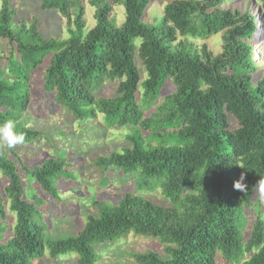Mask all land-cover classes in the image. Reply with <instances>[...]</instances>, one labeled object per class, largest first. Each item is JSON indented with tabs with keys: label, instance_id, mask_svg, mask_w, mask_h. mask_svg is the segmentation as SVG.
Masks as SVG:
<instances>
[{
	"label": "trees",
	"instance_id": "1",
	"mask_svg": "<svg viewBox=\"0 0 264 264\" xmlns=\"http://www.w3.org/2000/svg\"><path fill=\"white\" fill-rule=\"evenodd\" d=\"M236 1L172 0L158 24L147 25L142 20L150 0H90L95 26L88 29L82 0H36L43 12L66 20L67 38L56 39L44 37L37 20L21 19L10 0H1L0 39L10 52L6 65L0 62V123L16 122L25 136L16 146L42 142L48 150L40 166L21 167L25 186L8 148L0 145V174L7 181L0 191V264L70 257L94 264L97 253L130 233L165 246L162 256L133 254L134 264H218V258L225 264H264L260 214L247 240L243 236L244 208L264 177V76L256 75L251 54L256 17L247 9L224 8ZM250 1L259 3L264 25V0ZM114 7L124 10L121 25L112 17ZM218 34L219 55L193 42ZM35 73L48 116L63 112L79 126L101 116L106 128H129L127 146L108 158L95 157L94 165L104 173L116 168L134 175L140 187H160L170 207L124 195L117 205L95 202L96 211L74 234L46 236L39 210L43 196L59 201L58 181L79 179L82 160L70 163L53 134L26 126ZM168 81L175 90L160 102ZM105 84L114 86L108 96L100 94ZM242 172L245 192L233 186ZM8 214L15 220L12 229Z\"/></svg>",
	"mask_w": 264,
	"mask_h": 264
},
{
	"label": "rangeland",
	"instance_id": "2",
	"mask_svg": "<svg viewBox=\"0 0 264 264\" xmlns=\"http://www.w3.org/2000/svg\"><path fill=\"white\" fill-rule=\"evenodd\" d=\"M90 0H82L85 6V20L88 29L95 26L94 13L95 10L89 5ZM172 0H150V6L146 10L143 17V22L147 25H157L162 15L163 8ZM253 1V0H252ZM12 8L16 9L21 19L28 21L37 20L38 26L42 34L46 38L63 39L67 38L66 26L67 22L62 19L56 12H43L36 0H10ZM250 3V4H249ZM1 5V0H0ZM225 9L238 10L243 13L245 9L249 10L256 18V27L258 29V39L251 42L252 58L256 64V75L260 78L264 76V25L261 19L259 3H251L250 0H237L224 5ZM112 17L116 19L117 25L124 22V10L121 7H114L112 10ZM198 46L206 45L208 50L214 55H219L222 52L223 41L222 35H212L203 40L193 41ZM10 47L7 43L0 39V62L6 65L5 58L9 56ZM135 64L139 73L143 78L146 73L142 61L138 55L135 56ZM47 65V62L45 63ZM41 77L39 74H34L32 77L31 91L32 96L30 105L26 113V126L28 128L43 131L45 133L53 134L56 146L60 149H65L70 163L73 162L74 157H81V166L77 180L60 179L58 181L62 188L61 199L51 200L44 197L45 204L39 207L41 216L44 219L46 228L44 234L51 238H60L67 235H72L79 229L83 228L87 217L94 214L95 202H111L113 205L121 200L124 195L139 196L147 199L156 205L170 207L169 202L161 197L162 189L160 187H140L136 181V176H124L122 172L116 168L107 170L104 173L103 168L98 169L94 165L93 160L96 157L108 158L111 153H119L123 147L127 146L128 140L126 135L130 133L129 128L110 129L106 128L101 116L92 121L85 122L81 126L73 121L65 113H51L49 116L44 113V106L46 101L42 98ZM113 85L105 84L100 94L108 96L113 89ZM175 90L170 81L167 82L163 88V93L160 98L162 102L165 95L172 93ZM52 104L49 106V109ZM103 125V126H102ZM230 130L234 131L237 126L232 120H229ZM65 132L66 135L58 134ZM14 153L9 149H5L8 158L14 162L18 173L23 179V184L27 186L26 178L21 170L22 166L34 168L40 166L44 162L46 149L45 143L38 142L34 145H25V147H14ZM72 153V155H70ZM76 162V161H75ZM74 163V162H73ZM96 168V169H95ZM102 170L104 183L100 185ZM7 186L6 179L0 174V191L2 192ZM35 187V184L31 186ZM33 190V188H32ZM256 193L252 196L251 201L247 206L246 219L247 226L243 231L244 241L250 234L251 226L260 214L264 219V204L255 198ZM63 198V199H62ZM29 202H32L29 199ZM75 203V205H74ZM74 205V207H73ZM73 207L72 208L70 207ZM260 210V211H259ZM259 211V212H258ZM258 212V213H257ZM9 228L15 224L12 214H8L6 221ZM10 235L7 234V237ZM165 246L160 243L158 239L139 236L130 233L121 239L114 241L106 249L97 253L94 264H134L132 255L135 253H145L152 251L163 255ZM46 259V258H45ZM40 261L43 264H77L75 258H62L60 260ZM218 264H225L220 258L217 260Z\"/></svg>",
	"mask_w": 264,
	"mask_h": 264
},
{
	"label": "clouds",
	"instance_id": "3",
	"mask_svg": "<svg viewBox=\"0 0 264 264\" xmlns=\"http://www.w3.org/2000/svg\"><path fill=\"white\" fill-rule=\"evenodd\" d=\"M24 142L25 136L17 130L15 121L9 119L0 123V145L12 149L16 145L23 144ZM245 179V173L242 172L239 179L234 181V188L245 192L247 190V185L244 183ZM254 188L256 191V198L261 204H264V177H260Z\"/></svg>",
	"mask_w": 264,
	"mask_h": 264
}]
</instances>
